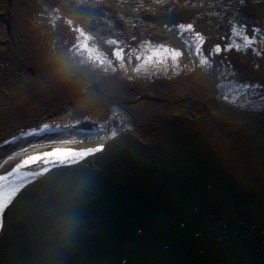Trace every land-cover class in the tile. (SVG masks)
Segmentation results:
<instances>
[{
  "label": "bare ground",
  "instance_id": "bare-ground-1",
  "mask_svg": "<svg viewBox=\"0 0 264 264\" xmlns=\"http://www.w3.org/2000/svg\"><path fill=\"white\" fill-rule=\"evenodd\" d=\"M30 1H0V23L4 28L12 26L11 35L4 32L5 35L0 36V176L14 172L19 163L27 158L23 154V147L31 148L32 143L52 144L46 138L35 137L30 138L32 143L22 140L15 144L8 143L27 130L36 129L45 123L66 125L73 122L79 124L81 120L97 121V124L92 125L93 129L86 132L91 134L99 124L108 125V121L115 117V123L109 128H118L122 124L129 130L128 133L134 134L146 144H153L161 136L163 123H159V119L162 118L182 117L187 123L191 124L192 121L196 124L198 132L209 134L207 129L214 132L209 112L215 117L218 126L243 124L264 117V16L244 13L238 21L232 19L236 14L211 17L207 10L211 11L216 6L220 8L227 0H87V5L103 7L104 10L108 9V13L110 9H116V15L121 17L127 30L139 28L138 31L131 30L127 42L124 41L128 44H123L127 73L105 77L88 68L72 66L68 59V49L76 43L75 34L61 30L60 33L53 32V35L50 32L49 37L46 32L52 28L46 20L40 23L42 28L39 31L28 24L34 20L33 14H29L32 6ZM233 1L227 4L236 6L238 0ZM66 2L80 3L81 0H43L47 6H60ZM142 6H146V9ZM182 10H190L192 13L175 24L140 20L135 27L123 17L126 12L136 18L141 16L140 12L149 13L152 17L172 15ZM108 16H93V24L98 30L94 33L90 31V34L102 41L112 39L109 36L113 32L119 36L114 26L110 25ZM83 20L82 23L86 24L87 18ZM179 23H192L194 31L181 35ZM233 28L236 30L233 31ZM255 28H260L261 34H255ZM197 33L204 37L203 42L197 40ZM151 34H157L155 37L158 40H151ZM253 35L254 38L249 37ZM245 36L256 42L246 46ZM143 37L147 40L140 41ZM43 41L48 45L50 43V51L43 47ZM198 44H202L199 54L196 52ZM237 44L240 45L239 51L233 47ZM160 45L183 54L176 61L165 56L163 63H160L159 58H154L147 65L135 59L137 55H151L150 47L159 48ZM217 45L227 57L236 55V65L225 72L231 60L218 59L215 70L201 66L200 63L207 57L212 65L214 59L219 58L214 53L209 56ZM97 46L101 53L111 54L106 44ZM228 48H232V51H227ZM135 67H141L139 74L134 71ZM59 77L66 78L71 87L57 86ZM180 81L185 82L192 95L195 85L200 83L203 95L210 97V100L197 104L191 98L187 99L186 93L179 95L182 90V86L178 85ZM121 91L126 95L127 102L119 100ZM213 93L215 96L212 98ZM113 109H118L119 114ZM176 129L179 131V128ZM105 134L110 135L111 132L106 129ZM101 142L84 140L83 143H74L67 148L87 150L99 146ZM57 146L53 145V148ZM50 150L52 148L41 149ZM205 151L206 155H210V151ZM18 152L21 155L16 157ZM219 157L222 156L218 154Z\"/></svg>",
  "mask_w": 264,
  "mask_h": 264
},
{
  "label": "water",
  "instance_id": "water-1",
  "mask_svg": "<svg viewBox=\"0 0 264 264\" xmlns=\"http://www.w3.org/2000/svg\"><path fill=\"white\" fill-rule=\"evenodd\" d=\"M101 11L93 7V14ZM191 13L151 18L163 24ZM210 122L214 132L202 134L182 117L159 119L161 136L153 144L126 133L130 155L115 166L95 212L101 231L65 264L87 258L112 264L141 243L169 248L178 264H264V117Z\"/></svg>",
  "mask_w": 264,
  "mask_h": 264
},
{
  "label": "snow or ice",
  "instance_id": "snow-or-ice-1",
  "mask_svg": "<svg viewBox=\"0 0 264 264\" xmlns=\"http://www.w3.org/2000/svg\"><path fill=\"white\" fill-rule=\"evenodd\" d=\"M93 7L88 6L87 0L80 3L66 2L54 9V13L61 10L70 12L71 15L66 23L72 33L76 36V43L68 49V59L73 67L88 68L94 73L105 77L117 73H127L126 54L123 42L115 39H101L90 34L93 24ZM233 21H238L244 13H256L264 16V0H238V4L232 8ZM87 17V23L81 21ZM182 17H172L168 23L175 24L176 20ZM84 26H78V25ZM178 30L183 35L194 31L193 24L179 23ZM236 29L233 28V31ZM172 31V29H169ZM257 35L261 34L260 28L253 29ZM197 40L203 42L204 37L199 33ZM245 45L249 46L256 41L244 37ZM106 44L111 49V54L101 53L97 45ZM187 43V41H185ZM237 51L240 45H233ZM232 51V48L226 49ZM151 55L147 57L135 56L143 65L149 64L154 58H159L163 63L165 56H170L176 61L182 56L181 51L160 45L159 48H151ZM202 51V44H198L196 52ZM222 49L217 45L212 53L220 55ZM83 53V55H81ZM201 66L211 67L209 58L201 60ZM179 67V65H177ZM134 71L139 74L141 67H135ZM123 78H127L124 76ZM227 99V97H225ZM112 111L119 114L118 109ZM93 120H81L79 124L68 123L57 125L45 123L37 126L36 129L27 130L9 144L18 141L31 142L30 138H46L52 141L51 145H37L23 147V154L27 156L22 163H19L15 171L7 176H0V229L4 228L5 210L16 202L12 227L7 233L0 231V264H27V258L35 243L41 221L47 212L43 204L35 198L37 189L56 184L60 180L73 179L76 181L80 191L86 193L84 201L83 225L84 230L78 245L77 256L82 255L86 246L92 238L101 231L98 223L99 217L95 214L98 208L103 207L106 193V183L114 172L119 161L130 155V136L126 133L129 130L122 124L118 128H109L115 123V117L108 121V125L99 124L95 132L88 134L81 131V125L97 124ZM106 129L111 132L106 135ZM55 134V135H51ZM84 140L102 141L99 146H94L85 151H70L67 146L74 143H83ZM53 145H58L53 148ZM43 148H52L50 151H41ZM40 152V154H33ZM21 153H17L19 157ZM10 157V159H16ZM36 166L32 174H25L24 169ZM31 185V187H30ZM19 197V199H17ZM143 234L141 233V237ZM118 258L112 264H178L169 248L162 245L141 243L132 251H123L117 254ZM81 264H106L105 261L93 258L81 260Z\"/></svg>",
  "mask_w": 264,
  "mask_h": 264
},
{
  "label": "clouds",
  "instance_id": "clouds-1",
  "mask_svg": "<svg viewBox=\"0 0 264 264\" xmlns=\"http://www.w3.org/2000/svg\"><path fill=\"white\" fill-rule=\"evenodd\" d=\"M56 84L59 87H71L63 77H59ZM34 196L47 212L41 221L27 264H65L78 247L84 230L82 218L86 193L79 190L75 180L67 179L37 189Z\"/></svg>",
  "mask_w": 264,
  "mask_h": 264
},
{
  "label": "rangeland",
  "instance_id": "rangeland-1",
  "mask_svg": "<svg viewBox=\"0 0 264 264\" xmlns=\"http://www.w3.org/2000/svg\"><path fill=\"white\" fill-rule=\"evenodd\" d=\"M128 1H131V0H128ZM227 1H226L227 3H234L235 2L233 0H227ZM30 3L32 4V6L30 7L29 14H33L32 16H34V17H32V18L34 20H32L30 23L28 22V24L30 26H32L34 30L39 31L42 28V25H40V23L43 20H46V22H48V25L52 28V30H50L49 32L48 31L46 32L47 36H49V37H50V32H52L51 35H53V32L60 33L61 30H63V31L68 30V31L71 32L69 26L66 23L67 19H69V18H67V16L70 17L71 13L70 12H65L63 10H61L59 13H54V10L52 9V7H54V9L59 7V4H50V6H47L46 4L43 3V0H32V1H30ZM227 3L224 4V6H221L220 8L216 6L211 11L207 10V12L210 15H212L211 17H214L216 15H222V16H226L227 17L229 15L232 16V15L236 14V13L232 12V8L235 5L234 6L233 5H228ZM132 4H134V3H132ZM141 8H145L146 9V6H142ZM116 13H117L116 9H113V10L110 9V12L108 13V9L104 10V8L102 7L101 13L93 14V16L102 17V16H108L109 15L108 17H109V19L111 21L110 25L114 26L115 31L116 32L118 31V33H119V36H117V35H114V32H113V34H111L109 37H111L112 39L118 40V41H122L123 44H125L127 42V39L129 38V37H127V35L129 34V32H131L132 29L127 30L126 27L124 26V22L121 20V17H118L116 15ZM140 15L141 16L135 18V16L134 17H133V15L131 16L130 12H126V13L123 14V17L125 19L130 20L132 22L131 25L135 26V27H136L137 21H140V20L145 21V22H154L152 20L151 16L149 15V13H144L143 14L142 12H140ZM83 21L84 20H82L81 22H83ZM0 25H1L0 26V36H3L5 34L11 35V33H12V26L11 25L10 26L7 25V26H5V28L2 27V23H0ZM78 26H84V25L81 24V25H78ZM3 29H5V30H3ZM138 29L139 28H133L132 31H136V30L138 31ZM97 30H98L97 27L94 25V28H92L91 32L94 33V32H97ZM4 32H5V34H4ZM72 34H74V33H72ZM156 35L157 34H153V35L151 34L150 39L153 40V41L158 40L155 37ZM249 37L254 38V35L253 36H249ZM144 39L147 40V38L143 37L140 41H143ZM235 39L239 40L237 37ZM124 41H126V42H124ZM126 44H128V43H126ZM42 45H43L44 48L47 47V49L50 51V49H49L50 43L48 45L46 42L43 41ZM40 48H42V47L40 46ZM231 53H233V52H231ZM216 56H219V58L214 59V61L212 62V65H211V69L212 70H215V63H216V61L218 59H224L223 61H226V60L230 61L231 60V63L229 62L230 64L227 65V68L223 72H225L229 67H233V66L236 65V60H237L235 58L236 55L231 56V57H227L226 54L221 52L220 55H216ZM152 64L155 65V63H152ZM161 72H162V70H161ZM181 83H182V81H180V83L178 85H180ZM197 85H200V83H197ZM121 89L123 90L124 88H121ZM213 91H216V90H213ZM73 124H74V122H73Z\"/></svg>",
  "mask_w": 264,
  "mask_h": 264
}]
</instances>
